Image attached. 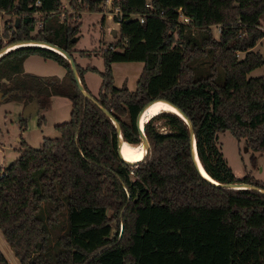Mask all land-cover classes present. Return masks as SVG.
Returning <instances> with one entry per match:
<instances>
[{
	"label": "trees",
	"instance_id": "trees-1",
	"mask_svg": "<svg viewBox=\"0 0 264 264\" xmlns=\"http://www.w3.org/2000/svg\"><path fill=\"white\" fill-rule=\"evenodd\" d=\"M106 1L80 2L97 12ZM114 4L126 20L116 49L100 53L105 70L75 63L90 96L84 76L99 73L100 92L92 97L117 120L123 140L142 144L140 111L165 100L191 121L198 157L215 182L264 190V182L252 176L238 179L218 147V134L230 132L264 154V76L248 78L264 66V53L254 51L264 42V0ZM62 6L63 0H0V12L18 18L17 26L5 23L0 52L15 43L45 42L72 57L81 23L63 21ZM180 9L191 25L179 22ZM36 12L43 18L39 31ZM217 25L218 38L212 33ZM32 55L58 63L64 79L26 74L24 61ZM204 58L211 59L210 69L198 76L197 63ZM115 62L144 63L135 92L115 87ZM219 70L223 85L217 83ZM52 94L72 104L71 120L56 126L60 137L45 138L39 149L23 142L19 158L0 173V232L20 264H264V194L209 182L196 166L190 126L181 117L162 113L146 123L148 152L128 163L118 152L116 124L83 95L66 57L37 46L0 56V102L29 98L42 111V97ZM160 120L168 133L158 130ZM64 214L66 229L53 243L51 231ZM0 264H11L1 248Z\"/></svg>",
	"mask_w": 264,
	"mask_h": 264
},
{
	"label": "rangeland",
	"instance_id": "rangeland-1",
	"mask_svg": "<svg viewBox=\"0 0 264 264\" xmlns=\"http://www.w3.org/2000/svg\"><path fill=\"white\" fill-rule=\"evenodd\" d=\"M62 11L66 16V19H62L63 21L67 20L72 25H79L81 23L80 31L76 36L78 38L75 42L76 51H74L72 56L74 61L84 69L86 67H93L99 72H103L105 70V63L100 53L111 45L116 46L120 37V27L114 20L116 11L113 2L111 1L110 5L101 7L100 11L90 12L87 7H82L79 0L77 2L63 0ZM111 14L113 15L112 17ZM17 20L18 18L14 15L0 12V36L3 34L7 21H10V24H14ZM36 20L37 31H39L43 18L41 15H37ZM263 23L262 21V25ZM110 28L118 33L113 35L109 32ZM192 31L195 36H199L198 30L192 29ZM212 33L216 38L219 37L215 27H212ZM8 41V39L3 40L4 45ZM79 51H89L91 55L81 56ZM254 51L264 53V42H260ZM243 57L244 54L240 53L238 55L239 59ZM210 60V58H204L197 63V68L200 71L198 76L208 74L209 66L211 65ZM23 67L26 74H32L37 77H55L63 80L66 75L65 69L58 63L53 60H46L39 55H32L26 58ZM143 68V62L113 63L112 74L115 87L135 92ZM261 76H264V66L252 71L248 75V78H258ZM84 77L90 94L93 97H97L102 84L99 73L87 72ZM217 83L219 85L224 84V73L222 70H219ZM42 99L46 103L42 111H40L38 104L31 103L29 98L23 100L12 98L5 102H0V173L19 158L23 142L31 148L39 149L45 138L56 139L60 137L56 126L63 125L71 120L72 104L68 98L52 94L50 97L45 98L44 96ZM27 101L29 105H26ZM35 109L36 113H38L37 117L34 114H30L28 118L29 112L33 113L32 111ZM40 112L41 117L44 118L41 125ZM22 117H25L27 120L25 125L21 123ZM155 125L160 132H169L164 121L160 120ZM218 147L228 166L238 179L249 175L259 182H264V154L249 150L246 139L238 140L230 132H221L218 134ZM3 160L5 162H2ZM66 218V214L62 215L59 218L58 225L51 231L53 243L56 242L57 237L66 229ZM0 248L11 264H20L1 232Z\"/></svg>",
	"mask_w": 264,
	"mask_h": 264
},
{
	"label": "water",
	"instance_id": "water-1",
	"mask_svg": "<svg viewBox=\"0 0 264 264\" xmlns=\"http://www.w3.org/2000/svg\"><path fill=\"white\" fill-rule=\"evenodd\" d=\"M131 21V19H128V22H130ZM17 23H18V20L16 21V26H17ZM112 34L113 35H116V31L115 30H113V32H112ZM77 39L78 38H74L73 39V42L75 43L76 41H77ZM23 43H40V44H44V45H46V46H48V47H50V48H47V49H50V50H52V51H55V50H53V49H51V48H54V49H56V50H58V51H60L62 54H64L63 56L64 57H66L69 61H70V63H71V65H72V70H73V72L75 73V79H76V82H77V84H78V86H79V88H80V90L82 91V93H83V95L87 98V99H89V100H91L92 102H94V103H96V105L100 108V109H102L103 111H104V113H106V115L116 124V126H117V130H118V137H119V142H118V152H119V154H120V156H121V158L125 161V159L122 157V152H121V148H122V145H123V138H122V135H121V127H120V125H119V123L117 122V120L108 112V111H106L105 109H103L96 101H95V99L92 97V96H90L87 92H86V90L84 89V87H83V85H82V83H81V80H80V77H79V75H78V72H77V66H76V63H75V61H74V59L65 51V50H63V49H61L60 47H58V46H55V45H52V44H49V43H45V42H23ZM19 44H22V43H15V44H12V45H9V46H6L1 52H0V56L1 55H3L4 53H7L8 51H10V50H12V49H10V48H12V47H14V46H16V45H19ZM44 48V47H43ZM46 48V47H45ZM10 49V50H9ZM15 49V48H14ZM55 52H57V51H55ZM58 53V52H57ZM60 54V53H59ZM61 54V55H62ZM159 101H162V102H166V103H168V104H170V105H172L177 111H178V116L179 117H181L189 126H190V133H191V140H192V150H193V157H194V161H195V163H196V166H197V168H198V170L201 172V174L209 181V182H211L212 184H215V185H217V186H220V187H223V188H226V189H242V188H251V189H254V190H257V191H260L261 193H263L264 194V190H261V189H258L257 187H255V186H251V185H247V184H228V185H219L217 182H215L207 173V175H205L203 172H202V170H201V168H200V165L198 164V154H197V150H196V140H195V137H194V130H193V126H192V123H191V121L189 120V118L186 116V114L182 111V110H180L178 107H176L175 105H173L172 103H170V102H167V101H165V100H156V101H153V102H150V103H148L141 111H140V113H139V115H138V117H137V126H138V128H139V130H140V132H141V139H142V144L144 145V144H146L147 145V151H146V153H145V156H146V154H147V152H148V149H149V147H150V145H149V142H148V140H147V138H146V136H145V134H144V131L141 129V127H140V121H141V116H142V114L144 113V111L148 108V107H150L152 104H154V103H156V102H159ZM144 156V157H145ZM143 157V158H144ZM127 162V161H126ZM206 172V171H205Z\"/></svg>",
	"mask_w": 264,
	"mask_h": 264
},
{
	"label": "bare ground",
	"instance_id": "bare-ground-1",
	"mask_svg": "<svg viewBox=\"0 0 264 264\" xmlns=\"http://www.w3.org/2000/svg\"><path fill=\"white\" fill-rule=\"evenodd\" d=\"M23 46H37V47H46L50 48L44 44H40V43H22L19 45H16L10 49H14V48H19V47H23ZM9 49V50H10ZM55 51H57L58 53L62 54L60 51L51 48ZM64 55V54H62ZM162 113H175L178 115V111L170 104L166 103V102H156L154 104H152L150 107H148L144 113L141 116V121H140V127L141 129L144 131V126L146 125V123H148L151 119L157 117L158 115L162 114ZM147 151V145L146 144H131L128 143L126 141L123 140V145L121 148V152H122V157L125 159V161H127L128 163H136L139 162L143 159V157L145 156V153ZM198 164L200 165V168L202 170V172L206 174L203 165L200 162V159L198 157Z\"/></svg>",
	"mask_w": 264,
	"mask_h": 264
},
{
	"label": "built area",
	"instance_id": "built-area-1",
	"mask_svg": "<svg viewBox=\"0 0 264 264\" xmlns=\"http://www.w3.org/2000/svg\"><path fill=\"white\" fill-rule=\"evenodd\" d=\"M79 1H81V0H79ZM113 2V6L115 7V11H116V13H115V17H114V20L116 21V24L119 26V27H121V25H122V23L126 20V15L120 10V8L118 7V6H116L115 4H114V0H107L106 2H105V4L103 5V6H107V5H110V2ZM41 3H40V1H37L36 2V4H35V6H39ZM102 6V7H103ZM147 7H151L150 5H147ZM112 12H113V10H112ZM2 13H4V12H2ZM178 13H179V22L180 23H182V24H184V25H191V19L189 18V17H187L184 13H183V10L182 9H180V10H178ZM5 14V13H4ZM37 15H40V13H37L36 12V14H34V16H37ZM113 15L111 14V17H112ZM133 18H139L140 20H141V22L142 23H144V18H142L140 15H131V19H133ZM215 28H216V30H217V33L218 34H221V32H222V29H221V26L220 25H217V26H215ZM109 32L110 33H112L113 32V30L110 28L109 29ZM118 32H116V34H117ZM119 34H120V30H119ZM108 49H113V50H115L116 49V47L115 46H109L108 47Z\"/></svg>",
	"mask_w": 264,
	"mask_h": 264
},
{
	"label": "crops",
	"instance_id": "crops-1",
	"mask_svg": "<svg viewBox=\"0 0 264 264\" xmlns=\"http://www.w3.org/2000/svg\"><path fill=\"white\" fill-rule=\"evenodd\" d=\"M32 112H33V113H30V112H29V116L27 115L28 118L30 117V114H31V115L34 114V115L37 117L38 113H36V112H37L36 109H35L34 111H32ZM35 116H34V117H35ZM2 162H5V161L3 160ZM1 167H2V166H1ZM5 169H7V168H5ZM4 171H5V170H4Z\"/></svg>",
	"mask_w": 264,
	"mask_h": 264
}]
</instances>
